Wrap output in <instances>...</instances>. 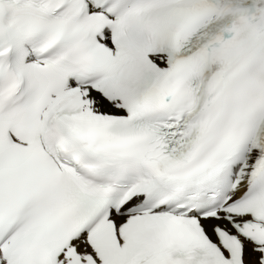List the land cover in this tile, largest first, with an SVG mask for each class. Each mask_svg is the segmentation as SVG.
I'll return each mask as SVG.
<instances>
[{
    "label": "snow or ice",
    "instance_id": "obj_1",
    "mask_svg": "<svg viewBox=\"0 0 264 264\" xmlns=\"http://www.w3.org/2000/svg\"><path fill=\"white\" fill-rule=\"evenodd\" d=\"M0 264H264V0H0Z\"/></svg>",
    "mask_w": 264,
    "mask_h": 264
}]
</instances>
